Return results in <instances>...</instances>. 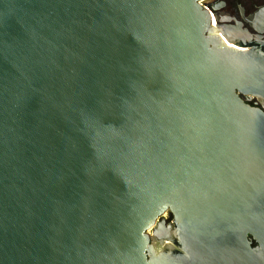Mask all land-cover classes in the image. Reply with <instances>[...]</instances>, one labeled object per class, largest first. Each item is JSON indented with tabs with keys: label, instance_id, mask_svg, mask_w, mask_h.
<instances>
[{
	"label": "water",
	"instance_id": "obj_1",
	"mask_svg": "<svg viewBox=\"0 0 264 264\" xmlns=\"http://www.w3.org/2000/svg\"><path fill=\"white\" fill-rule=\"evenodd\" d=\"M202 1L0 0V264H264V39Z\"/></svg>",
	"mask_w": 264,
	"mask_h": 264
},
{
	"label": "flooded vegetation",
	"instance_id": "obj_2",
	"mask_svg": "<svg viewBox=\"0 0 264 264\" xmlns=\"http://www.w3.org/2000/svg\"><path fill=\"white\" fill-rule=\"evenodd\" d=\"M206 4L214 18H218L216 25L233 35L242 31L241 38L246 47H254L258 38L264 39V0H207ZM261 49L264 55V48ZM244 99L264 109V101L258 97L244 96Z\"/></svg>",
	"mask_w": 264,
	"mask_h": 264
},
{
	"label": "built area",
	"instance_id": "obj_3",
	"mask_svg": "<svg viewBox=\"0 0 264 264\" xmlns=\"http://www.w3.org/2000/svg\"><path fill=\"white\" fill-rule=\"evenodd\" d=\"M206 1H207V0L202 1V4H203V5H207V4H206ZM212 23H213V25L216 24V21H215V18H214L213 15H212ZM167 215H169V217H167ZM164 217H165L168 221H171V220H172V217H171V214H170V213H166V214L164 215Z\"/></svg>",
	"mask_w": 264,
	"mask_h": 264
}]
</instances>
